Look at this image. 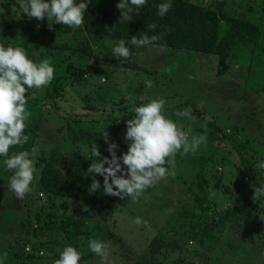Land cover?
<instances>
[{"label": "rangeland", "instance_id": "374dc122", "mask_svg": "<svg viewBox=\"0 0 264 264\" xmlns=\"http://www.w3.org/2000/svg\"><path fill=\"white\" fill-rule=\"evenodd\" d=\"M188 1L220 9V29L231 16L258 24L253 51L247 45L237 48L225 82L216 73L215 54L159 44L136 47L125 40L130 57L116 59L113 45L121 39L80 29L57 35L52 46L45 43L36 51L33 61L48 58L55 73L47 86L27 91L29 140L9 151L11 156L39 147L38 172L24 199L9 190L13 173L0 157L3 264H54L65 246L81 252L80 264H101L89 250L92 239L108 245L110 264H264V195L253 197L255 189L244 177L245 165L264 162V0ZM49 23L25 21L18 4L0 0V35L17 46L26 25L48 42ZM151 99L165 101L164 115L189 131V140L207 136L196 152L176 154L165 179L138 201L116 197L109 210L39 191L36 181L45 160L63 169L74 152L86 154V142H72L66 124L75 131L105 129L112 118H133V109ZM189 108L195 120L176 115ZM137 217L146 223H133ZM154 235L166 245L151 255L147 245Z\"/></svg>", "mask_w": 264, "mask_h": 264}, {"label": "clouds", "instance_id": "9594fccd", "mask_svg": "<svg viewBox=\"0 0 264 264\" xmlns=\"http://www.w3.org/2000/svg\"><path fill=\"white\" fill-rule=\"evenodd\" d=\"M91 0H17V4L29 19L44 20L49 23L66 25L77 29L84 24V13ZM147 0H119L116 7L120 11L119 21H131L132 13L146 4ZM172 4L166 2L157 6L158 15L163 17L171 9ZM150 29H155L153 23ZM160 37L144 35L137 39L132 37L131 43L136 47L154 44ZM113 57L127 59L130 57L129 47L125 40L114 42ZM55 69L48 58L34 62L23 47L4 46L0 44V157H6L3 163L5 168L12 172L8 182L9 190L16 198L24 199L31 192V184L38 169L35 167V158L39 155V147L33 146L30 151H9L17 146L23 147L29 140L24 134L26 121L31 112L27 109L26 93L29 89H41L54 79ZM145 85L152 87V81L145 77ZM163 99H151L150 102L133 109L135 115L126 120L124 139L128 142L127 151L117 156L118 145L109 142L105 132V143L108 144L109 157L101 156L98 146L93 144L91 156L96 159L90 163L86 175L92 176L88 192L91 194L101 188L96 175L103 177V192L106 195L130 198L138 201L142 193L155 186L160 180L169 175V169L174 170L175 156L183 150L185 154L194 153L201 144L206 143L207 136L194 135L189 140V131H185L172 119L164 115ZM178 117H190L191 109L176 113ZM206 127V126H205ZM88 149L85 148V152ZM107 165V167H105ZM264 169V162L259 164ZM214 195V193H211ZM264 195V185L255 188L253 197ZM137 225L145 224L141 218L133 220ZM91 252L101 258V264H110L108 260V245L102 241L92 239L88 242ZM7 254L0 257V264ZM81 252L73 246H65L59 252V258L54 264H80Z\"/></svg>", "mask_w": 264, "mask_h": 264}, {"label": "trees", "instance_id": "16d2710c", "mask_svg": "<svg viewBox=\"0 0 264 264\" xmlns=\"http://www.w3.org/2000/svg\"><path fill=\"white\" fill-rule=\"evenodd\" d=\"M10 1L17 5L15 0ZM77 2H82V0H77ZM163 2L166 0H147L139 10L134 9L131 14L132 20L128 22L119 21L120 11L116 7L119 0H91L84 13L85 22L82 27L72 29L66 25L53 23L49 29L50 40L47 42L45 39L37 37L30 25H26L20 34L18 46L23 47L29 58L34 60L36 51L43 44L48 43L52 46L51 41L55 36L71 33L78 29L101 37L119 38L127 41H131L133 36L139 39L144 35L149 37L156 35L160 39L154 44L215 54L217 56L216 73L218 77L223 75L224 77L220 79L225 82L224 80H228L232 68L235 67L232 60L240 52L237 48L247 45L250 47L251 53L257 43L258 24L253 20L231 16L228 18L229 23L226 29H220L222 17L220 9L188 0H168L172 7L166 15L161 17L158 15L157 6ZM22 18L27 20L24 13H22ZM153 23L156 28L150 29L149 25ZM0 44L6 47L9 45L18 47L3 35H0ZM84 52L82 51V53ZM130 118L132 117L129 115L112 118L106 124V128L101 130L75 131L70 124H66L69 139L72 142L84 140L88 151L86 154L80 151L71 154L63 169L51 160H45L40 166L36 181L39 191L50 198L63 196L108 210L112 209L116 197L104 194L103 177L95 176V179L100 182L101 188L90 194L88 187L91 184L92 176L86 175V172L90 163L96 159L91 156L93 144L98 146L101 156L110 158L107 151L108 144L104 139L105 132L108 134V141L118 145L117 156L125 153L124 126L126 120ZM245 169L244 177L252 188L264 185V169L251 164L245 165ZM258 200H261L260 197ZM165 245L166 241L161 235H154L148 242V252L155 255ZM132 264H159V262L136 260Z\"/></svg>", "mask_w": 264, "mask_h": 264}]
</instances>
